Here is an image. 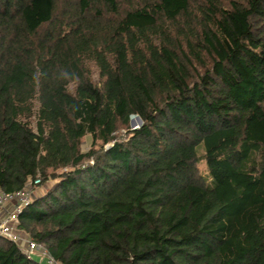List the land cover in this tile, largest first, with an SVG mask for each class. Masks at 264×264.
<instances>
[{"label": "trees", "instance_id": "16d2710c", "mask_svg": "<svg viewBox=\"0 0 264 264\" xmlns=\"http://www.w3.org/2000/svg\"><path fill=\"white\" fill-rule=\"evenodd\" d=\"M36 178L58 264H264V0H0V191Z\"/></svg>", "mask_w": 264, "mask_h": 264}, {"label": "built area", "instance_id": "2783aa9c", "mask_svg": "<svg viewBox=\"0 0 264 264\" xmlns=\"http://www.w3.org/2000/svg\"><path fill=\"white\" fill-rule=\"evenodd\" d=\"M40 184L39 178L31 181L22 190L15 193L0 191V238L16 244L18 232V216L32 201L33 190ZM22 254L40 264H58L45 249L26 238L24 248H20Z\"/></svg>", "mask_w": 264, "mask_h": 264}, {"label": "rangeland", "instance_id": "374dc122", "mask_svg": "<svg viewBox=\"0 0 264 264\" xmlns=\"http://www.w3.org/2000/svg\"><path fill=\"white\" fill-rule=\"evenodd\" d=\"M93 71V76H92V79H93V81H95V82H97L98 81V78H97V74H96V71L93 69L92 70ZM136 116H132L130 119H133V118H135ZM129 130H134L133 129V127L130 125V121H129ZM141 125V124H140ZM140 125L139 124H136L135 126H134V128H139L140 127ZM31 127L33 128V129H35V122H34V120L32 121V123H31ZM125 133V131L124 130H121L120 132H119V135L120 134H124ZM91 144H92V139H91V136L90 135H86L85 137H84V139H83V141H82V146H81V148H82V150L84 151V152H86V151H88L89 150V148L91 147ZM108 146H104V148H107ZM198 169H199V171H200V173L204 176V177H206L207 176V172H206V168H205V165H204V162L203 161H200L199 162V164H198ZM60 172V171H59ZM58 172V173H59ZM50 185V183L49 182H47V183H45V184H43V185H40V186H38V187H36L34 190H33V196H40V195H42L44 192H45V190H46V188L48 187ZM16 245L18 246V247H20V248H24L25 247V244H26V238H29L28 237V235L27 234H25L24 232H21L20 230H18V232H17V234H16Z\"/></svg>", "mask_w": 264, "mask_h": 264}, {"label": "water", "instance_id": "95a60500", "mask_svg": "<svg viewBox=\"0 0 264 264\" xmlns=\"http://www.w3.org/2000/svg\"><path fill=\"white\" fill-rule=\"evenodd\" d=\"M136 124H139V125L141 124V120H140V118L138 116H136L133 119H130V125L133 127L134 130L136 129V128H134V126Z\"/></svg>", "mask_w": 264, "mask_h": 264}]
</instances>
